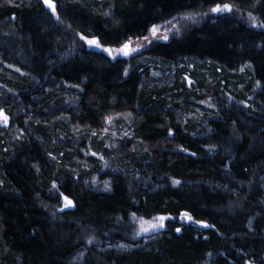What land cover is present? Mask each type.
<instances>
[{
  "label": "trees",
  "instance_id": "trees-1",
  "mask_svg": "<svg viewBox=\"0 0 264 264\" xmlns=\"http://www.w3.org/2000/svg\"><path fill=\"white\" fill-rule=\"evenodd\" d=\"M53 1L0 0V264H264V0ZM195 16L174 83L115 51Z\"/></svg>",
  "mask_w": 264,
  "mask_h": 264
},
{
  "label": "rangeland",
  "instance_id": "rangeland-1",
  "mask_svg": "<svg viewBox=\"0 0 264 264\" xmlns=\"http://www.w3.org/2000/svg\"><path fill=\"white\" fill-rule=\"evenodd\" d=\"M53 3L55 4L54 1H53ZM55 14H56V12H55ZM186 19H187V17H184L181 20L182 25L178 24V22L176 20L167 21L165 23L155 25L154 27L151 28V30L149 31V33L146 36L133 39L131 41V45H130L129 49H135V51H130V54L127 55V57H133L134 55H136L138 53V55L134 56L132 59H133V61H136L138 64L147 63V64H143V65H144V70L147 71L146 76H148V78H152L155 80L158 79V80H163L165 82H171V83L173 82L174 83V80L176 77H173L174 74L172 73V71H164L160 67L153 66L154 64L151 65L150 63H152V60H149L148 57L142 56L139 54L143 48L147 47L151 43H153L155 41H167L169 38L179 34L181 29H184V27H186L187 24H193L199 20L195 16L192 19H190V21L188 23H184V20H186ZM153 28L157 29L155 34H153V31H152ZM165 36H167V39L163 38ZM145 38H147V39H145ZM139 56H141V57H139ZM193 66H191L190 69H193ZM183 79H185L188 88H190L191 85H193L195 83L194 79L188 73L184 74ZM213 101L214 100L212 99V97H209L203 101H200L201 106L204 107V109L207 111V113H210L209 115L213 114V111H212V107H214ZM0 113H2V115H0V127L6 128V129L9 128L10 123H11L10 114L4 108H2L0 110ZM3 116H7V118H8L7 122L4 121ZM112 121L113 120H110L109 123H112ZM87 148H88L89 155H95L98 157V159H102V160L105 158V156L102 153L98 154L95 151H92L90 149V147H87ZM103 170L106 171V169H103ZM99 179L100 178L96 175L95 181L96 182L102 181ZM65 205H66V201L63 198L62 206L65 208L70 207V206H65ZM136 219H137V229H136L135 234H134L135 238H137V237L143 238V237L147 236L149 233L154 232V231L161 228V227L152 228L153 224H159L160 223L159 219H147V218H143V217H139ZM143 228H148L149 231H143L142 230ZM249 262H251V261H249ZM249 262H248V264H249ZM251 264H254V263L251 262Z\"/></svg>",
  "mask_w": 264,
  "mask_h": 264
},
{
  "label": "snow or ice",
  "instance_id": "snow-or-ice-1",
  "mask_svg": "<svg viewBox=\"0 0 264 264\" xmlns=\"http://www.w3.org/2000/svg\"><path fill=\"white\" fill-rule=\"evenodd\" d=\"M44 3L46 4V6L48 8H50L53 13L56 12V6L55 4L53 3V0H44ZM232 8L230 5L228 4H224L222 7L220 5H217L215 8L212 9V11L214 12H222V11H231ZM57 19H59V17L57 16ZM153 34L156 33L157 29L156 28H153ZM82 39H87L86 37H81ZM164 39H167V36L163 37ZM147 39V38H145ZM89 44H95L97 43L95 40H88L87 41ZM106 51H108L110 54L114 51L112 49H107ZM117 52H120L122 53L123 55L127 56L130 54V51H135V49H129V46L127 44H125L122 48L120 49H117L115 50ZM0 115H2V113H0ZM3 119L5 122H7V116H3ZM176 183H179V181H176ZM65 201H66V205L65 206H72L73 205V202L71 200H69L67 197H64ZM165 218L164 217H160L159 220H160V223L159 224H153L152 225V228H156V227H163V220ZM143 231H149L148 228H143L142 229ZM177 231H179V229H177ZM89 243H91V240H89ZM249 264H251V262H249Z\"/></svg>",
  "mask_w": 264,
  "mask_h": 264
},
{
  "label": "water",
  "instance_id": "water-1",
  "mask_svg": "<svg viewBox=\"0 0 264 264\" xmlns=\"http://www.w3.org/2000/svg\"><path fill=\"white\" fill-rule=\"evenodd\" d=\"M92 40H95V41L97 42L98 39H97V38H94V39H92ZM93 45H96V43L93 44ZM127 45L130 47L131 42L128 41V42H127ZM160 217H164V216L161 215V216H159L158 218H160ZM164 218H165V219H164L163 221H165L166 219H169V218L171 219V218H173V217H172V216H167V217H164Z\"/></svg>",
  "mask_w": 264,
  "mask_h": 264
}]
</instances>
